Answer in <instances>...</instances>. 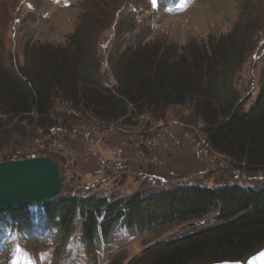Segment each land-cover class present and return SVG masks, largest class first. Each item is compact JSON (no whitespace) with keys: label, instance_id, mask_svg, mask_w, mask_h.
Wrapping results in <instances>:
<instances>
[{"label":"trees","instance_id":"trees-1","mask_svg":"<svg viewBox=\"0 0 264 264\" xmlns=\"http://www.w3.org/2000/svg\"><path fill=\"white\" fill-rule=\"evenodd\" d=\"M235 29L204 51L197 48L182 56L146 41V32L131 37L110 55L114 85L106 83L98 65L93 70V47L99 39L82 43L81 27L78 38L71 36L65 47L40 44L29 53L25 47L20 67L11 66L0 48V145L5 132L17 137L14 147L0 146V161L15 156L57 158L41 140L37 145L34 136L69 131L88 119L110 123L144 112L151 115L158 107L172 105L187 109L208 147L228 164L259 168L264 165V70L255 100L245 107L234 86V72L251 33L243 22ZM207 215H212V224L157 243L149 264L243 261L264 246V187L238 184H186L119 198L66 194L36 211L22 205L0 213V235L37 236L34 227L40 218L43 229L55 230L62 241L77 224L91 256L101 240L122 226L144 233Z\"/></svg>","mask_w":264,"mask_h":264},{"label":"rangeland","instance_id":"rangeland-1","mask_svg":"<svg viewBox=\"0 0 264 264\" xmlns=\"http://www.w3.org/2000/svg\"><path fill=\"white\" fill-rule=\"evenodd\" d=\"M181 2L0 0V48L11 66L20 67L25 47L28 53L40 44L65 47L71 36L78 38L81 27L82 43L99 39L93 47L97 57L93 70L98 65L106 83L114 85L110 55L131 37L146 32V41L169 47L176 56H182L197 48L204 51L221 38L226 39L243 22L251 34L234 72V86L248 107L263 80L264 0ZM186 110L166 105L151 115L144 112L140 117L116 122L95 123L88 119L69 131L42 133L41 139L34 138L37 145L41 140L43 148L57 156L48 157L59 165L63 184L59 196L96 193L119 198L195 183L264 187V165L247 170L244 165L228 164L225 156L208 147L200 125L189 119ZM5 136L0 146L14 147L17 137L12 139V134L6 132ZM9 160L22 159L15 156ZM32 206L36 211L41 204ZM213 222L212 215H207L144 233L120 227L109 239L101 240L91 256L81 242L77 224L62 241L55 230L33 237L12 234L1 241L0 264H149L157 243L181 238Z\"/></svg>","mask_w":264,"mask_h":264},{"label":"water","instance_id":"water-1","mask_svg":"<svg viewBox=\"0 0 264 264\" xmlns=\"http://www.w3.org/2000/svg\"><path fill=\"white\" fill-rule=\"evenodd\" d=\"M62 189L59 165L48 156L0 162V213L22 205L53 200ZM213 264H264V248L249 256L245 262Z\"/></svg>","mask_w":264,"mask_h":264},{"label":"bare ground","instance_id":"bare-ground-1","mask_svg":"<svg viewBox=\"0 0 264 264\" xmlns=\"http://www.w3.org/2000/svg\"><path fill=\"white\" fill-rule=\"evenodd\" d=\"M204 220V219H203ZM123 227V226H122ZM114 233V232H113ZM108 235V234H107ZM113 235V234H112Z\"/></svg>","mask_w":264,"mask_h":264}]
</instances>
